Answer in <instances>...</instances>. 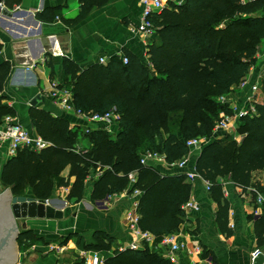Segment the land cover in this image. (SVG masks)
<instances>
[{"label": "trees", "instance_id": "1", "mask_svg": "<svg viewBox=\"0 0 264 264\" xmlns=\"http://www.w3.org/2000/svg\"><path fill=\"white\" fill-rule=\"evenodd\" d=\"M79 1L81 15L64 20L70 27L94 7H103L111 0ZM18 5L20 0H5L9 9ZM56 17H60L58 11L38 15L39 20L48 22ZM152 22L156 36L148 46V60L129 50L123 53L126 64L115 57L106 65L82 70L75 62L64 60L70 77L66 88L73 94L75 108L98 115L115 111L119 115L116 136L84 132L93 143L92 149L85 150L80 145V134L68 120L31 108V125L48 147L41 152L23 150L9 159L0 185L14 196L31 191L38 200H50L56 188L65 187L70 189L68 199L80 202L85 198L89 178L97 174L98 178L93 179V201L127 189L141 193L140 228L153 234L158 246L166 236L180 232L186 221L182 207L191 199L193 184L186 174L164 175L153 166L142 165L141 157L146 152L158 153L171 165L191 156L187 142L212 140L220 115L227 110L218 99L240 86L258 63L264 40V0H184L154 15ZM2 49L0 43V54ZM11 69L9 63L0 64V125L6 116H17L1 95ZM256 109V116L241 122L239 132L243 138L239 142L231 136L212 141L195 162V172L211 184L210 192L218 205L216 223L227 237L233 234L229 227L230 204L219 180L228 179L241 189L254 188L264 195V189L253 184V173L264 171V104H257ZM170 117H176V128L169 124ZM67 168L68 179L63 177ZM254 224L260 249L264 246V212L254 217ZM76 239L81 242V238ZM37 241L39 238L30 230L18 239L25 251ZM115 241L99 233L85 249L108 252ZM212 257V252L203 248L202 259ZM106 264L174 263L156 250L117 249Z\"/></svg>", "mask_w": 264, "mask_h": 264}, {"label": "crops", "instance_id": "2", "mask_svg": "<svg viewBox=\"0 0 264 264\" xmlns=\"http://www.w3.org/2000/svg\"><path fill=\"white\" fill-rule=\"evenodd\" d=\"M170 4H182L184 0H165ZM8 14L0 19V43L3 49L0 64L9 63L11 73L4 91V104L12 107L18 123L31 133L33 129L29 112L31 103L39 98L36 108L46 110L56 117L68 120L72 128L80 134L82 149L90 150L93 143L85 137L84 132H103L111 137L118 133L117 125L89 123L72 112H65L49 96L51 85L58 83L66 86L70 77L64 69V60L75 62L82 70L105 59L108 64L113 58H123L125 50H129L144 60H148V46L142 36L132 33V27L141 21V0H111L103 7H94L75 26H68L64 20H75L81 15L82 4L79 0H20V5L9 9ZM59 12L53 22L38 19L44 12ZM47 44L44 45L43 43ZM262 51L257 56V65L247 78L250 83H260L264 72V40ZM35 65V68L29 69ZM237 88H235L236 90ZM236 93V92H235ZM248 91L233 94L234 103L240 108L246 104ZM240 133V132H239ZM227 135L218 131L211 141L223 140ZM202 150L195 151L187 158L188 169H171L166 164H155L154 167L164 175L186 174L195 171L196 159ZM8 147H0V172L8 162ZM70 168L63 172L69 178ZM99 175L92 174L86 183L85 198L78 202L69 200V188H56L50 202L46 206V216L28 221V229L33 231L39 241L26 255V264H75L83 255L90 252L86 245L94 242L96 234H106L115 239L111 251L101 252L106 261L114 251L122 246L127 247L133 238L128 228V214L141 197L129 189L115 194L111 199L93 201V179ZM223 183L224 195L229 201V227L233 234L223 235L216 223L218 210L211 192L207 191L201 179L189 181L193 184L190 200L197 202L200 210L186 217L180 227V238L187 249L196 247L208 248L216 264H252L253 253L257 250L264 255V246L259 249L255 233L254 211L257 209L254 188L241 189L228 179H220ZM74 179L71 180V183ZM253 184L264 189V171L253 173ZM34 197L31 191L27 194ZM264 196V195H263ZM264 212V206L261 208ZM73 236V237H72ZM68 240L65 244L64 242ZM77 237L81 242H77ZM52 247L57 249L52 250ZM156 250L169 259L168 248L155 246V243H141L137 250ZM127 250V249H126ZM24 251V250H23ZM21 256V254H20ZM23 256V255H22ZM212 257V258H213ZM23 258V257H22ZM202 252L190 256L187 251L176 254V264H205Z\"/></svg>", "mask_w": 264, "mask_h": 264}, {"label": "built area", "instance_id": "3", "mask_svg": "<svg viewBox=\"0 0 264 264\" xmlns=\"http://www.w3.org/2000/svg\"><path fill=\"white\" fill-rule=\"evenodd\" d=\"M257 1V0H248ZM142 13L141 21L138 25L132 27V33L135 35H140L143 37L144 41L148 44L153 41L156 36V28L152 22V18L156 14H160L167 6L165 0H141ZM260 53V52H259ZM259 55V54H258ZM257 55V56H258ZM264 56V53H263ZM122 60L126 64L128 62L127 58L123 57ZM106 60L101 59L100 63L105 64ZM35 68V65L29 67V69ZM264 81V73L262 74V80L259 84ZM259 84H251L249 78H247L240 86L238 90L245 92L251 91L250 97L247 99L246 104L242 107H238L234 102H223L227 110H224L220 115V120L217 122L214 134L218 131L223 132L227 136H231L233 140L239 142L243 136L240 135V123L246 118H252L257 115L256 105L258 103V91L261 89ZM49 96L59 105L65 112H72L78 117L82 118L85 122L89 123H104V124H115L117 125L119 120V115L115 111H111L105 115L98 114H87L80 110H77L74 106V98L72 92L66 88V86H61L60 84L53 83L51 85V91ZM225 101V98H223ZM210 140L205 138L193 139L187 142V146L191 149V152L201 150L205 145L208 144ZM7 145L8 147V159L16 157L19 152L23 150H32L36 152H41L48 147V143L37 134L31 133L27 128L18 123L16 117L6 116L3 119V123L0 125V147ZM141 164L144 166H153L156 164H166L168 168L186 170L188 169V161L184 159L175 164H168L164 155L146 152L141 157ZM187 179L189 181H195L201 179L200 176L195 172H187ZM133 179V176H131ZM203 180V179H201ZM207 191L210 192L211 184L204 181ZM255 194V203L257 209L254 211L255 217L261 216V208L264 206V196L257 190L253 189ZM136 195H140L139 191H135ZM112 196L107 197V200L111 199ZM182 210L185 212L186 217L191 214L198 212L200 206L197 202L190 200L183 207ZM128 228L133 238L127 247L122 246L119 250L124 251L126 249L137 250L139 244L141 243H155V236L149 232H145L140 228V215L138 213V203L134 204L133 209L128 214ZM160 247L168 248L169 260L176 264V254L179 252L187 251L190 256L199 254L202 252L200 247H196L193 251L187 249L186 244L181 241L180 234H170L166 236L162 242L158 245ZM34 247L31 248V250ZM57 249V247H52V250ZM29 250L25 251L27 255ZM261 252L256 251L253 253V259L256 258ZM81 261L84 264H106V261L102 257L100 252H90L89 254L83 255ZM205 264H216L213 262L212 258L204 261ZM17 264V263H16ZM21 264V263H20Z\"/></svg>", "mask_w": 264, "mask_h": 264}, {"label": "water", "instance_id": "4", "mask_svg": "<svg viewBox=\"0 0 264 264\" xmlns=\"http://www.w3.org/2000/svg\"><path fill=\"white\" fill-rule=\"evenodd\" d=\"M3 3L4 0H0V19L8 14ZM43 44L46 45L47 43L44 42ZM38 101L39 98L33 101L31 106L37 107ZM49 202L50 200H38L28 195L14 196L10 189L1 191L0 185V258L10 254L9 257L12 256L10 264L18 263L19 236L29 230L27 224L29 220L45 218L46 206ZM18 221H23L21 227L18 225ZM4 250L6 251L4 252ZM252 264H264V255L260 253L253 259Z\"/></svg>", "mask_w": 264, "mask_h": 264}, {"label": "rangeland", "instance_id": "5", "mask_svg": "<svg viewBox=\"0 0 264 264\" xmlns=\"http://www.w3.org/2000/svg\"><path fill=\"white\" fill-rule=\"evenodd\" d=\"M262 51V45L260 46V49ZM258 60V59H257ZM254 68V67H253ZM252 68V69H253ZM251 69V70H252ZM264 73V72H263ZM256 84V83H254ZM259 84V83H257ZM261 86V89L258 91V103L259 104H264V81L259 84ZM237 89L232 91L231 94L229 95H226V96H222L218 99V103L222 104L223 102H234V98H233V94L236 95L237 93H241L242 91H239L238 90V87H236ZM236 92V93H235ZM251 95V91L249 90L248 93H247V97H246V101L247 99L250 97ZM223 98H225V101H223ZM224 105V104H222ZM225 106V105H224ZM169 124L172 125L174 128H176V124H177V120H176V117H170L169 118ZM241 124V123H240ZM240 135L243 136L242 133H240ZM203 149V148H202ZM201 149V150H202ZM5 189H3V187L1 186V191H4ZM23 221H18V225L21 227V224H22ZM19 244V243H18ZM18 253H19V261L17 264H26V262L28 263V260L26 259V255L24 254L25 253V250L23 251V249L21 248V246L19 245V249H18ZM21 254V256H20ZM23 255V256H22ZM23 257V258H22Z\"/></svg>", "mask_w": 264, "mask_h": 264}, {"label": "flooded vegetation", "instance_id": "6", "mask_svg": "<svg viewBox=\"0 0 264 264\" xmlns=\"http://www.w3.org/2000/svg\"><path fill=\"white\" fill-rule=\"evenodd\" d=\"M1 238V237H0ZM6 250H4V252H5ZM3 252V253H4ZM2 253V254H3ZM9 255L10 254H6V256H2L1 258H0V264H10V262H11V260H12V256L11 257H9Z\"/></svg>", "mask_w": 264, "mask_h": 264}]
</instances>
